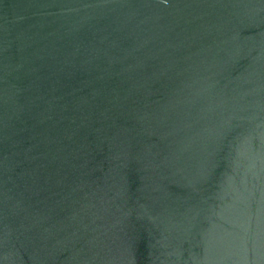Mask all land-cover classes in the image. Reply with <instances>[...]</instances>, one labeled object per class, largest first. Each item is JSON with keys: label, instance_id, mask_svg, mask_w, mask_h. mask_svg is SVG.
I'll use <instances>...</instances> for the list:
<instances>
[{"label": "water", "instance_id": "1", "mask_svg": "<svg viewBox=\"0 0 264 264\" xmlns=\"http://www.w3.org/2000/svg\"><path fill=\"white\" fill-rule=\"evenodd\" d=\"M0 264H264V0H0Z\"/></svg>", "mask_w": 264, "mask_h": 264}]
</instances>
